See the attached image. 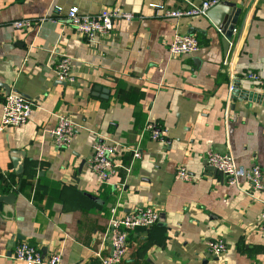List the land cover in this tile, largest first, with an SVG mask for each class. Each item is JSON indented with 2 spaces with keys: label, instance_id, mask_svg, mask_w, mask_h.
Segmentation results:
<instances>
[{
  "label": "crops",
  "instance_id": "0c3cea01",
  "mask_svg": "<svg viewBox=\"0 0 264 264\" xmlns=\"http://www.w3.org/2000/svg\"><path fill=\"white\" fill-rule=\"evenodd\" d=\"M151 1L0 0V115L5 86L33 102L23 126L0 131V196L13 193L0 202V264H25L13 258L22 241L44 257L60 251V264H101L111 209L121 215L140 205L155 207L160 219L129 233L120 264H264V0L219 2L241 9L226 52L206 16H163ZM56 5L86 14L119 7L135 17L116 20L93 45L64 22L12 25L39 21ZM176 33L194 35L199 49L170 55ZM62 55L74 83L55 77ZM234 79L239 94L230 90ZM59 114L74 123L66 148L49 134ZM150 119L167 130L163 142L143 129ZM100 139L120 143L115 160L129 167L104 183L87 166ZM136 146L140 158L132 156ZM209 149L245 168L258 165L263 189L251 197L247 182L237 187L205 174ZM178 165L189 180L174 177ZM216 237L226 245L218 256L206 246Z\"/></svg>",
  "mask_w": 264,
  "mask_h": 264
},
{
  "label": "built area",
  "instance_id": "2783aa9c",
  "mask_svg": "<svg viewBox=\"0 0 264 264\" xmlns=\"http://www.w3.org/2000/svg\"><path fill=\"white\" fill-rule=\"evenodd\" d=\"M184 3L178 8H168L162 0L149 2V7L157 14L167 17L182 16H205L207 11L221 0H200L194 2L183 0ZM135 15L123 11L119 7L102 8L95 14L80 13L78 7L72 6L63 9L61 6H54L51 13L33 22L31 19L15 20L12 25L16 29L34 28L44 19L57 22H64L70 25L75 31L82 34L88 44H95L98 37L107 36L113 29L114 22L119 19L130 21ZM235 30V29H234ZM199 49V42L192 34H174L169 43L168 51L172 56L192 54ZM55 77L59 81L74 83L75 77L71 72L70 58L62 55L54 64ZM247 78L260 82L255 73H249ZM230 90H233V82L230 83ZM33 102L18 92L10 91L5 95L0 115V131L6 127H20L27 121L32 112ZM144 130L149 132L151 139L163 142L167 130L156 121L148 120ZM74 132V123L66 114L57 115L56 125L49 130L51 139L58 147L66 148L70 145ZM123 147L117 142L107 140H96L92 144V154L87 166L96 179L101 182H108L119 168L129 170L124 164L116 162V157ZM133 158H140L139 148L130 147ZM205 166L220 171L226 178L227 183L240 187L242 182L250 185L248 195L256 197V193L263 189L262 172L258 165L249 168L237 165L233 156L227 153H219L207 150L204 156ZM174 177L179 180H189L190 173L184 165H178ZM159 220V213L151 205H140L126 213L118 215L115 208L111 209L106 237L109 240L107 254H98L101 264H120L127 252L129 233L137 228H146L156 224ZM258 229L264 237V204L259 215ZM207 248L215 255L226 251V245L220 238H211L206 241ZM13 258L23 261L25 264H60V251H52L44 257L39 248L35 245L22 241L18 243L13 252Z\"/></svg>",
  "mask_w": 264,
  "mask_h": 264
},
{
  "label": "water",
  "instance_id": "95a60500",
  "mask_svg": "<svg viewBox=\"0 0 264 264\" xmlns=\"http://www.w3.org/2000/svg\"><path fill=\"white\" fill-rule=\"evenodd\" d=\"M240 8H232L230 6H226V4L218 3L212 6L206 13V17L209 19L211 24L213 25L215 31L218 34H221V41L223 44L224 51L228 50L230 40L235 29L238 16L240 14ZM96 91L101 90L103 93H107L106 90L101 88H94ZM5 91L8 94L10 92V88L5 86ZM234 94H239L240 90L238 89V80L234 79L233 81V90ZM246 92V91H245ZM241 93V92H240ZM14 162H17L18 159H13ZM205 174L207 175H219L222 176L223 174L212 168V167H205ZM13 193H8L7 195L0 196V202L6 201L8 198H12ZM160 219V217H159Z\"/></svg>",
  "mask_w": 264,
  "mask_h": 264
}]
</instances>
